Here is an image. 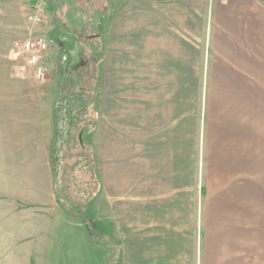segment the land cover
<instances>
[{
  "label": "crops",
  "instance_id": "0c3cea01",
  "mask_svg": "<svg viewBox=\"0 0 264 264\" xmlns=\"http://www.w3.org/2000/svg\"><path fill=\"white\" fill-rule=\"evenodd\" d=\"M105 14L92 35L98 123L83 136L105 248L63 254L54 100L6 81L17 91L0 86V264H264V3L127 0Z\"/></svg>",
  "mask_w": 264,
  "mask_h": 264
},
{
  "label": "trees",
  "instance_id": "16d2710c",
  "mask_svg": "<svg viewBox=\"0 0 264 264\" xmlns=\"http://www.w3.org/2000/svg\"><path fill=\"white\" fill-rule=\"evenodd\" d=\"M64 1L69 7L63 22L65 27L82 35H95L96 24L107 12V6L99 8L87 0ZM87 44L89 57L70 76H60L56 86L49 156L58 207L67 220H76L89 232L85 209L98 195L100 184L95 173L93 147L83 136L93 134L98 123L94 104L101 54L92 41Z\"/></svg>",
  "mask_w": 264,
  "mask_h": 264
},
{
  "label": "rangeland",
  "instance_id": "374dc122",
  "mask_svg": "<svg viewBox=\"0 0 264 264\" xmlns=\"http://www.w3.org/2000/svg\"><path fill=\"white\" fill-rule=\"evenodd\" d=\"M28 0H0V86L2 87L6 81H17L24 83L27 87L26 92L32 94H41L45 97L55 100V91L60 76L68 77L76 71L77 67L83 64L89 57L88 41H92L96 45V41L89 33L82 35L75 30H69L63 24L65 15L69 7L64 0H60L57 4L56 11L49 8L48 18L44 25V31L50 39V46L47 54V75L43 82H34L27 72L24 58L20 56L21 45L26 39L30 26L25 21L26 4ZM55 1V0H54ZM97 0H92V5H96ZM127 0H99L98 5L101 8L107 6L110 15L119 10ZM141 1V0H137ZM147 1V0H142ZM205 59V58H204ZM205 75V72L203 73ZM4 87V86H3ZM3 91L8 95H16V87H4ZM2 91V92H3ZM205 88L200 87L199 102V127L200 130L205 129ZM94 199L91 200L85 209V219L89 227L87 232L86 246L80 242L81 229L76 228L74 222L68 228L70 236L65 237V245L63 254L66 256L87 255L97 257L101 249L105 248V241L108 235L100 233L99 225H95ZM90 222V223H89ZM106 226L107 229V225ZM105 228V227H104ZM103 229V232H107ZM85 231V230H84ZM87 231V229H86ZM81 251V252H80ZM84 251V252H83Z\"/></svg>",
  "mask_w": 264,
  "mask_h": 264
},
{
  "label": "built area",
  "instance_id": "2783aa9c",
  "mask_svg": "<svg viewBox=\"0 0 264 264\" xmlns=\"http://www.w3.org/2000/svg\"><path fill=\"white\" fill-rule=\"evenodd\" d=\"M54 0H31L25 21L31 28L21 45V54L25 67L34 82H43L47 75V54L50 41L44 31L49 8Z\"/></svg>",
  "mask_w": 264,
  "mask_h": 264
}]
</instances>
